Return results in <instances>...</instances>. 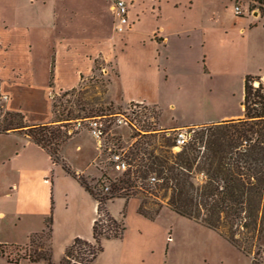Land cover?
I'll return each mask as SVG.
<instances>
[{"label":"rangeland","instance_id":"rangeland-1","mask_svg":"<svg viewBox=\"0 0 264 264\" xmlns=\"http://www.w3.org/2000/svg\"><path fill=\"white\" fill-rule=\"evenodd\" d=\"M101 1H71L70 4L77 9L78 20L75 22L76 29L71 35L73 42L71 51L74 57L72 60L69 57L63 59L68 65L74 64L85 70L84 54L95 52L102 37L113 32L110 28L112 16L108 13L104 15L99 7ZM162 6L165 22L170 24V19H176L179 24L185 23L186 27L199 26L206 29L203 32L211 46L206 64L211 68L212 74L201 75L204 54L201 53L198 43L192 41L183 44L182 59L186 68L184 77L175 72L173 63L168 64L170 78L158 84L157 77L151 74L152 70L149 69L150 65L154 67L156 65V62H152L155 56L152 55L154 47L145 38L157 24V5L152 0H138V4L135 3L133 7L139 15L136 30L127 39L124 38L125 32L113 33V49H111L113 51L109 52L110 63L106 64L100 58L96 59L97 69L86 76L75 91L67 95L51 94L56 106V116L61 119H71L63 122L61 132L68 133L77 120L83 121L87 118L126 112L133 106V103L126 104L127 93L149 95L162 102L159 111L147 107L145 115L137 119V126L143 131L154 129L162 133L159 121L166 125H175L200 121L215 110L216 112L228 110L231 113L238 111L242 89L241 73L247 70L251 76H254L255 72L264 76V16L257 27L249 28L252 12L264 13V0H182L176 12L172 11L169 5ZM236 6L241 10L240 15L235 14ZM50 12V4L30 5L26 0H0V86L12 97L10 106L15 107L22 101L38 102L42 116L45 114L47 101L46 78L48 71L51 70L50 46L54 43V39L56 40V36L51 35ZM35 22L38 28L34 27ZM87 25L88 31L78 34V31ZM248 28L249 33L246 32ZM42 30L47 34H42L40 32ZM241 31H244L242 35L244 40L239 38ZM82 37L88 43L86 47L80 44ZM244 42L245 46L248 43V55ZM244 61L248 63L246 67L243 66ZM65 70L66 68L62 67V73L70 77L71 75ZM115 73L118 76L120 74L121 77L115 76ZM111 76L116 79L114 78L113 84L107 90ZM254 77H257L264 87V80H260L258 76ZM151 82L158 84L157 88L150 87ZM257 84V80L252 83L254 87ZM7 99V95L0 99L2 110H7L9 106ZM109 99L113 100L116 106ZM26 106L22 107L27 114L26 121L30 122L31 119L38 118L34 110ZM41 115L39 118H43ZM176 129L169 130L165 134L173 135ZM182 129L193 135L192 129ZM110 130L113 137L120 139V147L124 150L134 142L131 138L136 133L134 130L124 126L113 127ZM72 132L74 133L71 134ZM72 132L71 135L68 134V140L61 145L60 154L62 150L63 159L73 167L80 168L88 163L82 177L93 189L97 188L98 180L100 182L103 179L102 173L111 179L120 177L116 171L108 168L103 171L96 165L102 163L104 158H99L94 141L87 133L84 123L81 128L73 129ZM5 139L8 138L0 137V153L9 146ZM77 146L81 147L79 152L76 150ZM146 147L149 149V146ZM51 163L53 166L50 168V178L55 183L59 200L56 214L54 208L51 211V258L53 259L51 260L58 263L65 249L74 239L94 242L93 222L90 224V219L92 217L96 219L97 215L95 210L91 209L92 200L87 204L86 200L81 198L78 181L70 175L64 176L63 173H67L61 163L55 164L52 160ZM6 178V172L0 166V188L4 186ZM123 208L120 200H115L110 205L113 214L119 217ZM7 209L8 207L0 201V211L6 212ZM101 224L106 234L114 233L104 217ZM17 225L12 226L7 220L0 218V241H15L19 238L20 231L29 229L26 221ZM130 225L132 233L128 241L134 240V228L140 226L135 219H130ZM148 225L152 227L144 234L148 237V241H151V245H127L131 253L129 257L124 255L125 246L121 244L119 238L102 239L100 242L102 250L91 264H264V233L262 241L258 245H253L250 252L245 254L217 231L179 216L166 206L160 209L152 224ZM109 228L111 230H108ZM31 245H0V251L14 260L29 254L34 249L38 250L33 245H41L43 250L50 246L44 239H36ZM72 261L74 258L71 259ZM35 264H47V262L39 261Z\"/></svg>","mask_w":264,"mask_h":264},{"label":"trees","instance_id":"trees-1","mask_svg":"<svg viewBox=\"0 0 264 264\" xmlns=\"http://www.w3.org/2000/svg\"><path fill=\"white\" fill-rule=\"evenodd\" d=\"M256 80L258 84L254 87L252 83ZM72 91L75 89L63 95ZM240 104L242 118L190 128L193 135L176 153L172 151V138L164 131L136 132L131 136L134 142L124 150V159L130 166L128 170L116 179L102 173L103 179L98 180L96 189L87 183L83 174L73 171L60 154L61 145L68 140V133L61 132L60 128L63 122L71 119L56 116L53 97V121L48 124L28 125L21 112L0 107V134L23 133L55 164L61 163L64 171L76 179L97 204V216L92 225L93 243L76 238L65 249L61 260L52 262L50 213L43 231L30 235V245H25L32 246L36 239H44L50 246L43 250L41 245H33L38 250L14 260L7 256L8 260L13 263L26 259L31 263L91 264L102 250V239H120L124 234L126 204L119 220L107 210L108 203L117 198L124 199L125 203L137 198V213L150 221L166 206L179 216L217 231L236 249L249 253L253 245L262 241L264 233V87L257 77L245 76ZM109 138L121 148L120 139L113 135ZM150 177L156 182L150 183ZM106 184L108 191L103 192ZM103 217L110 224L112 235L103 231ZM0 254L5 255L3 251Z\"/></svg>","mask_w":264,"mask_h":264},{"label":"crops","instance_id":"crops-1","mask_svg":"<svg viewBox=\"0 0 264 264\" xmlns=\"http://www.w3.org/2000/svg\"><path fill=\"white\" fill-rule=\"evenodd\" d=\"M72 0H26V2L30 5L33 4H50L51 6V14H50V29L51 35L56 36V40L54 39V43L50 46V71H48V77L46 78V108L44 110V116L40 113V105L38 102L30 103L27 102H18L17 105L10 106V102H12V97L7 94L6 90L0 86V92L2 96H8L7 99V110L21 112L26 118L27 114L25 113L24 108L28 105L31 109H33L35 116L38 118L31 119L30 122H25L28 125H36V124H48L53 121V115L51 112L52 108V95H57L59 93H63L65 91H69L71 89H76L80 86L83 79L93 73L97 66L95 64L96 59L100 58L106 64L110 63V55L111 49H113L112 41H113V33H117L113 29V9L112 4L113 0H102L99 5L100 9L104 13L111 14L112 22H110V28L113 30L110 35L102 37L99 48L90 53L84 54V59L86 60L85 70H82L79 67H76L74 64L68 65L63 59H69L73 56V42L71 41L73 34L72 32L76 29L75 22L77 19V9L73 7L70 3ZM128 7V26L125 29L124 38L127 39L136 29V24L139 23V15L134 10V4H138V0H123ZM180 1L182 0H152L154 4L157 5L158 15H157V24L155 27L146 34L145 38L148 40L147 42L154 47L152 62H156L155 67L149 66L151 74H155L157 77V83H164L165 80L170 78L169 66L168 64H174L176 69V73L181 76L185 75L186 68L184 66L183 56L184 49L183 44L194 42L198 43L199 48L201 49V53L204 54L202 60V68L200 70L201 75H210L212 74L211 68L207 63V59L210 53V44L207 42V38L205 33L203 32L205 28L199 26H189L186 27L184 24H179L176 19H170L171 23L164 21V8L163 4L166 6H170L172 11H177L178 6L180 5ZM59 5V6H58ZM264 13L259 14V17L253 18L250 17L249 20V28L257 27L258 22L263 18ZM111 18V17H110ZM84 21V20H82ZM85 22V21H84ZM37 22L33 25L35 28L37 27ZM233 27V25H231ZM168 28H171L169 30ZM249 28L246 30L247 33L250 32ZM225 29V28H223ZM206 30V29H205ZM232 30V29H231ZM88 31V25L86 27L83 26L80 32ZM42 34H47L43 30L40 31ZM239 33V32H238ZM244 31L239 33V38L244 40ZM143 43V42H142ZM80 44L83 47H86L88 43L82 37ZM245 46V42H244ZM247 55H248V43L245 46ZM66 56V57H65ZM243 66H247V62L244 61ZM62 67L66 68L65 72L70 74V77L64 75L62 73ZM151 67L154 69H151ZM52 71V86L49 87L50 83V73ZM174 72V75H175ZM63 74V75H62ZM246 75H249L247 70H244L240 75V82L242 84V89L240 91V103L243 99V82ZM254 76H258L260 80H264V76H260L255 72ZM115 76L121 77V75L115 73ZM111 76L109 83L107 85V90L111 87L114 82V78ZM179 77V76H178ZM116 79V78H115ZM158 84L151 82L150 87H156ZM126 95V104L131 103H141L147 107H153L156 110L159 109V105H161V100L156 99V97H151L147 95ZM110 100V99H109ZM113 101V100H112ZM110 100V102H112ZM113 103V102H112ZM114 104V103H113ZM125 104V105H126ZM115 105V104H114ZM116 106V105H115ZM43 118H39V116ZM243 116V107L239 104L238 111L236 113H231L228 110H221L207 115L205 119H202L197 122H187V123H179L175 125H166L159 121V124L162 127V131L168 132L169 130H173L176 128H194L197 126L205 125V124H213L220 123L228 120H235L242 118ZM2 138L5 139L9 144L6 150H3L0 154V166H2L6 172L7 178L4 182V186L0 188V201H2L7 207V211H0V218L7 220L12 224V226H18L20 222L26 221L29 224V229L20 231L19 238L15 241L11 242L0 241V245H14V246H25L29 242V236L34 233H40L45 228V220L50 215L52 209L54 208L55 214L56 209L59 204L58 193L55 183L50 178V168L53 166L51 163L50 156L42 150L39 146L34 144L27 136H25L21 132H10L7 134H0ZM76 150L79 152L81 147H76ZM62 154V150H61ZM69 164V163H68ZM86 163L82 167H73L71 164L69 166L76 173L84 174L87 170ZM64 176L68 174L63 173ZM81 198L86 200L88 203L89 200H92L91 209L95 210L97 214V204L95 200L91 197V195L86 192L83 187H81ZM115 200H120L123 206L126 204V215L124 218L125 231L120 238V242L125 246L124 255L131 256L129 252V247L127 245H151V241H148V237L144 234L148 233V230L152 225L153 221H150L143 216L137 213V208L139 206V200L137 198H131L125 203L124 199L117 198ZM111 201L107 205V210L109 214L119 220V215L113 214L110 209V205L113 203ZM93 213V212H92ZM130 219H135L137 223L140 225L139 228H134L135 236L134 240H129V235L132 233V226L130 225ZM95 218L92 217L90 219V224L94 222ZM93 225V223H92ZM8 227V226H7ZM145 235V237L143 236ZM52 241V234L50 245ZM69 245V244H65ZM128 247V248H127ZM52 254V253H51ZM10 259V258H9ZM52 259V258H51ZM53 260V259H52ZM45 262V261H44ZM54 262V261H52ZM35 264L31 263L26 259H21L17 263H13L8 260L7 255L0 254V264ZM56 263V262H54Z\"/></svg>","mask_w":264,"mask_h":264},{"label":"built area","instance_id":"built-area-1","mask_svg":"<svg viewBox=\"0 0 264 264\" xmlns=\"http://www.w3.org/2000/svg\"><path fill=\"white\" fill-rule=\"evenodd\" d=\"M256 4V2H253ZM113 29L117 33H122L128 26V7L123 0H113ZM235 14L240 15L241 10L238 6L235 7ZM147 112V106L141 103H133L132 108L126 110L122 114L115 115H103L93 118H87L85 120H77L73 129L78 130L84 123L85 128L89 136L94 141L95 149L99 158H104V161L97 163L96 165L103 171L107 168L116 171L119 174L124 173L130 167L124 159V149L118 148L114 145L109 137L111 128L124 126L135 132L143 133V130L137 126V119L144 116ZM73 129L69 130L70 134ZM166 136H171L173 146L172 151L174 153L179 152L191 138V133L185 131L182 128L176 129L173 135L167 133ZM150 183H155L154 177L149 178ZM108 191V186L103 188V192Z\"/></svg>","mask_w":264,"mask_h":264},{"label":"water","instance_id":"water-1","mask_svg":"<svg viewBox=\"0 0 264 264\" xmlns=\"http://www.w3.org/2000/svg\"><path fill=\"white\" fill-rule=\"evenodd\" d=\"M251 17L253 18L259 17V13H256L255 11H253Z\"/></svg>","mask_w":264,"mask_h":264}]
</instances>
